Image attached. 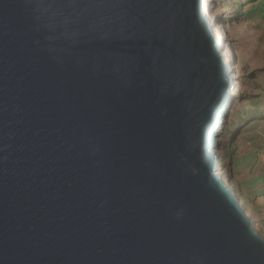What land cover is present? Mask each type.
I'll use <instances>...</instances> for the list:
<instances>
[{
    "label": "water",
    "instance_id": "1",
    "mask_svg": "<svg viewBox=\"0 0 264 264\" xmlns=\"http://www.w3.org/2000/svg\"><path fill=\"white\" fill-rule=\"evenodd\" d=\"M205 0H0V264H264L218 172L232 68Z\"/></svg>",
    "mask_w": 264,
    "mask_h": 264
},
{
    "label": "rangeland",
    "instance_id": "2",
    "mask_svg": "<svg viewBox=\"0 0 264 264\" xmlns=\"http://www.w3.org/2000/svg\"><path fill=\"white\" fill-rule=\"evenodd\" d=\"M205 5L213 32L219 41L224 38V59L233 66V95L218 136V172L264 237V0Z\"/></svg>",
    "mask_w": 264,
    "mask_h": 264
},
{
    "label": "bare ground",
    "instance_id": "3",
    "mask_svg": "<svg viewBox=\"0 0 264 264\" xmlns=\"http://www.w3.org/2000/svg\"><path fill=\"white\" fill-rule=\"evenodd\" d=\"M213 21L211 22V26H213ZM216 33V32H215ZM216 35V34H215ZM223 39L224 38H222V40L220 41L221 43V45H224V42H223ZM223 56H224V53H223ZM225 58V57H224ZM231 61H232V59H231ZM231 63V62H230ZM230 67L232 68L233 66H232V64H230ZM231 74H232V72H231ZM231 95H233V93L231 94ZM225 124H226V119H224V125H222L219 129H218V132H219V135H220V133L222 132V130H223V128H224V126H225ZM218 140H220L219 138H218ZM231 189V188H230ZM241 205H243L242 203H240Z\"/></svg>",
    "mask_w": 264,
    "mask_h": 264
},
{
    "label": "trees",
    "instance_id": "4",
    "mask_svg": "<svg viewBox=\"0 0 264 264\" xmlns=\"http://www.w3.org/2000/svg\"><path fill=\"white\" fill-rule=\"evenodd\" d=\"M264 115V114H263Z\"/></svg>",
    "mask_w": 264,
    "mask_h": 264
}]
</instances>
